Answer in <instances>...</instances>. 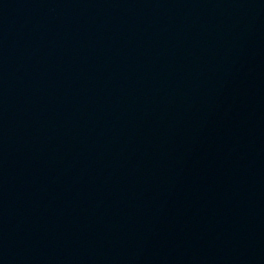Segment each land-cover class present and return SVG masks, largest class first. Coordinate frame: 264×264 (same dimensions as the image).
<instances>
[{
  "label": "water",
  "instance_id": "95a60500",
  "mask_svg": "<svg viewBox=\"0 0 264 264\" xmlns=\"http://www.w3.org/2000/svg\"><path fill=\"white\" fill-rule=\"evenodd\" d=\"M0 264H264V0H0Z\"/></svg>",
  "mask_w": 264,
  "mask_h": 264
}]
</instances>
